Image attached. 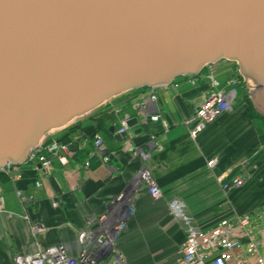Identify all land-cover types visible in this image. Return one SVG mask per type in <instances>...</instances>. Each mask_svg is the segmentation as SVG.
Masks as SVG:
<instances>
[{
  "label": "crops",
  "instance_id": "1",
  "mask_svg": "<svg viewBox=\"0 0 264 264\" xmlns=\"http://www.w3.org/2000/svg\"><path fill=\"white\" fill-rule=\"evenodd\" d=\"M225 64L229 65H213L221 84L228 76L222 71ZM209 89L206 81L192 86L187 78H179L171 84L134 90L80 121L73 130L53 135L74 146L66 166L54 159L46 171L25 164L15 182L0 172L5 210L0 214V264H14V257L58 245L76 257L78 233L88 221L113 211L109 203L120 194L131 211L116 239L126 264H175L184 237L169 215L170 199L182 200L202 229L234 214L255 216L264 228V121L247 115L240 89L232 110L191 139L181 122L193 114ZM151 91L154 103L147 100ZM153 114L160 115L167 129L150 121ZM124 115L136 118L137 124L120 139L118 120ZM142 125L146 128L137 131ZM95 135L102 138L100 148L94 145ZM212 158H217V164L210 170L206 162ZM143 170L160 188L161 199H152L140 183ZM233 176L243 177L246 183L223 192L217 178L227 181ZM16 190L28 198L25 203L15 196ZM89 227L96 229L95 220Z\"/></svg>",
  "mask_w": 264,
  "mask_h": 264
},
{
  "label": "water",
  "instance_id": "2",
  "mask_svg": "<svg viewBox=\"0 0 264 264\" xmlns=\"http://www.w3.org/2000/svg\"><path fill=\"white\" fill-rule=\"evenodd\" d=\"M218 62L264 119V0H0V168L129 92Z\"/></svg>",
  "mask_w": 264,
  "mask_h": 264
},
{
  "label": "built area",
  "instance_id": "3",
  "mask_svg": "<svg viewBox=\"0 0 264 264\" xmlns=\"http://www.w3.org/2000/svg\"><path fill=\"white\" fill-rule=\"evenodd\" d=\"M205 76L208 79L209 91L204 101L197 106L193 114L184 119L181 125L186 128L191 139L203 131L206 126L213 123L220 115L231 111L232 103L236 100L240 80L236 75L229 76L223 84L219 83L212 73ZM190 85L194 86L199 77H186ZM148 102L154 103L156 96L150 92ZM129 117L124 115L118 120L117 134H125ZM151 122H158L163 129L167 124L159 114L150 117ZM153 143V138H152ZM102 138L94 136L96 148L102 146ZM161 149L160 146L157 147ZM70 152L67 145L55 139H49L41 148L32 152L27 160V165H39L43 171L51 167L54 159L61 166L69 162ZM107 161L106 158H102ZM217 164V158L206 162L208 169L212 170ZM87 165V163H85ZM0 172L9 181L15 182L21 178V167L7 165ZM140 183L146 188L147 194L154 200L162 198V192L146 171L139 173ZM221 190L225 193L241 188L246 182L241 176H233L225 181L218 177ZM38 187L39 183H35ZM15 196L20 202L25 203L28 198L15 191ZM124 194L118 195L111 200L109 206L113 211L107 212L87 222V227L78 233L77 243L79 251L76 257L69 256L62 246H52L45 250H37L27 256L14 257V264H126L123 253L116 247V239L124 228L125 221L121 218L130 217L131 211L126 206ZM56 202H51L53 208ZM167 209L172 220L175 221L182 231L184 240L175 258V264H264L262 247L264 246L263 229L255 216L232 215L221 218L210 229L200 228L185 203L180 199H170ZM3 197L0 188V214L4 213ZM96 222V229H91L90 223Z\"/></svg>",
  "mask_w": 264,
  "mask_h": 264
},
{
  "label": "rangeland",
  "instance_id": "4",
  "mask_svg": "<svg viewBox=\"0 0 264 264\" xmlns=\"http://www.w3.org/2000/svg\"><path fill=\"white\" fill-rule=\"evenodd\" d=\"M225 66H226V68H222V71H224V72H227V74H231L232 72H233V68L234 67H232L233 65L232 64H229V65H227V64H225ZM212 73V76L213 77H217V71L215 70V68L213 67V66H210V67H208V68H205L204 69V71L201 73V75L199 76V78H198V82L199 81H206V82H208V79L205 77V76H208L209 74L208 73ZM224 72L222 73V74H224ZM220 83V82H219ZM240 90L238 89V92H239ZM239 95V94H238ZM235 102V101H234ZM233 102V103H234ZM233 103H232V105H233ZM233 107V106H232ZM231 110H232V108H231ZM127 218L125 219V218H121V220H124L125 221V225H124V228L122 229V231H121V233L124 231V229L126 228V224H127V222H128V220H129V216L127 215L126 216Z\"/></svg>",
  "mask_w": 264,
  "mask_h": 264
},
{
  "label": "trees",
  "instance_id": "5",
  "mask_svg": "<svg viewBox=\"0 0 264 264\" xmlns=\"http://www.w3.org/2000/svg\"><path fill=\"white\" fill-rule=\"evenodd\" d=\"M244 99H245V102H246V104H247V115H248V116H256V117H258V118H260V119H262V120L264 121V119H263L262 117L258 116V115L252 110L251 105H250V103L248 102V100L246 99L245 96H244ZM96 112H97V111H96ZM94 114L96 115V113H93L92 115H94ZM95 115H94V116H95ZM74 128H75V125H73V126L67 128L65 131H66V132H69V131L73 130Z\"/></svg>",
  "mask_w": 264,
  "mask_h": 264
}]
</instances>
